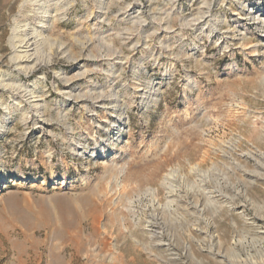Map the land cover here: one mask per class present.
I'll list each match as a JSON object with an SVG mask.
<instances>
[{
    "label": "rangeland",
    "instance_id": "1",
    "mask_svg": "<svg viewBox=\"0 0 264 264\" xmlns=\"http://www.w3.org/2000/svg\"><path fill=\"white\" fill-rule=\"evenodd\" d=\"M21 1L0 0V264H264V0H73L29 68Z\"/></svg>",
    "mask_w": 264,
    "mask_h": 264
},
{
    "label": "bare ground",
    "instance_id": "2",
    "mask_svg": "<svg viewBox=\"0 0 264 264\" xmlns=\"http://www.w3.org/2000/svg\"><path fill=\"white\" fill-rule=\"evenodd\" d=\"M72 1L73 0H22L21 1L20 6L30 7V13L33 16V20L32 21L26 20L25 17H23L22 20L17 21L14 24V27L12 28V32H11L12 34L10 36L9 41L11 48L14 54L16 55L18 65L20 67L29 68V66L36 63L37 59L35 55L37 49H39L38 48L39 44L45 42L49 38V32L51 30L52 24L56 22L58 18H60L61 13L63 12L60 11L61 8L65 9L63 6L68 5ZM7 85L9 86V84ZM19 97L21 100L26 102L33 111H35L34 114L35 116L41 113L39 110L43 106L44 99L40 95L36 94V92H34L33 89L25 88L21 90V94H19ZM91 111H93V109H91ZM46 221H43L45 222L44 226L48 224L47 219ZM77 240L79 239H76V241Z\"/></svg>",
    "mask_w": 264,
    "mask_h": 264
}]
</instances>
